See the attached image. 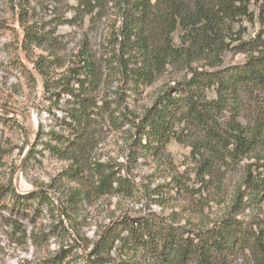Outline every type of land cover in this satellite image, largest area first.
<instances>
[{
	"label": "rangeland",
	"instance_id": "rangeland-1",
	"mask_svg": "<svg viewBox=\"0 0 264 264\" xmlns=\"http://www.w3.org/2000/svg\"><path fill=\"white\" fill-rule=\"evenodd\" d=\"M122 10L121 0H0V264H89L106 231L124 219L154 216L185 231L208 229L230 208L245 167L264 160L258 91H242L213 112L222 128L235 121L259 129L258 139L206 175L183 125L165 143L137 129L156 99L192 70L242 65L264 53V0L229 26L222 52L190 69L168 67L150 84H134L122 66H134L120 50ZM181 35L173 34L176 45ZM199 100L217 97L205 89ZM11 192L28 199L16 203ZM236 218L264 226V204ZM102 257L126 259L112 246Z\"/></svg>",
	"mask_w": 264,
	"mask_h": 264
},
{
	"label": "trees",
	"instance_id": "trees-1",
	"mask_svg": "<svg viewBox=\"0 0 264 264\" xmlns=\"http://www.w3.org/2000/svg\"><path fill=\"white\" fill-rule=\"evenodd\" d=\"M255 1L121 0L120 50L134 63L128 68L122 61L126 75L134 84H150L168 67L190 69L195 61L217 55L222 52L229 26L236 18H249V5ZM178 30L182 32L180 45L173 41ZM34 37L27 31L29 44L35 42ZM205 89H213L217 100L203 105L199 97ZM246 90L264 94V53L242 65L192 70L189 79L175 83L156 99L138 120L137 129L148 141L165 143L174 128L183 125L192 137L193 150L200 155L198 170L206 175L215 164L240 158L256 144L259 129L248 131L235 121L222 128L213 113L220 105L239 100ZM205 154L215 157L217 163L204 158ZM10 194L16 203L28 199ZM4 196L0 191V201ZM38 196L47 199L43 194ZM263 204L264 160H260L245 167L230 208L212 227L191 232L154 216L124 219L120 226L106 231L92 254L96 257L88 263L234 264L233 259L241 257L247 264H264L262 222L248 225L236 218L246 211L261 210ZM109 246L126 259L118 263L104 259L102 255Z\"/></svg>",
	"mask_w": 264,
	"mask_h": 264
}]
</instances>
